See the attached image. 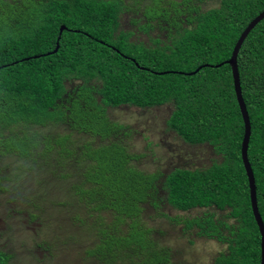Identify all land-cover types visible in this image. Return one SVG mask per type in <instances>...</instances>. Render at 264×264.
I'll return each mask as SVG.
<instances>
[{
	"label": "trees",
	"instance_id": "16d2710c",
	"mask_svg": "<svg viewBox=\"0 0 264 264\" xmlns=\"http://www.w3.org/2000/svg\"><path fill=\"white\" fill-rule=\"evenodd\" d=\"M140 2L0 0V156L23 158L11 169L13 181L34 180L31 167L40 166L34 186L52 203L63 190L67 224H77L80 208L101 219L110 216L84 226L85 236L95 237L89 253L108 264L125 256L126 264H170L169 247L156 246L144 219L150 206L160 207L161 191L181 211L213 208L177 221L226 245L214 264H260L261 233L242 159L245 124L227 60L264 11V0ZM128 11L141 15L144 32L161 33L150 44L133 39L134 31L121 29ZM238 66L252 125L248 157L264 222V19L245 38ZM167 103L173 106L169 128L188 143L211 145L221 161L175 167L165 175L136 165L142 155L123 142L124 126L109 109ZM58 126L63 130L54 131ZM76 133L88 140L77 143ZM61 155L74 163L68 166L69 183L58 179L67 176L57 168ZM2 169L0 193L6 189L1 179L8 177ZM217 210L225 214L219 217ZM13 263L0 248V264Z\"/></svg>",
	"mask_w": 264,
	"mask_h": 264
},
{
	"label": "rangeland",
	"instance_id": "374dc122",
	"mask_svg": "<svg viewBox=\"0 0 264 264\" xmlns=\"http://www.w3.org/2000/svg\"><path fill=\"white\" fill-rule=\"evenodd\" d=\"M141 1L143 6L146 2ZM143 22L140 14L128 11L121 16V29L134 31L133 39L150 44L151 38L161 32H144L140 27ZM172 110L170 103L153 108L121 105L109 109L110 117L124 126L120 135L123 142L133 153L142 155L136 160V165L143 170L157 171L165 175L175 167L206 168L215 160L221 161V156L211 145L188 143L175 130L169 128L167 120ZM62 130L59 126L54 129L56 132ZM75 138L79 144L88 140L87 135L82 133H76ZM22 159L10 154L0 156V167H3L4 175L8 176L7 179H1V185L7 190L0 193V248L12 255L13 264H108L96 253H89L95 237L93 234L86 237L88 233L84 231V226L96 225V222L99 224L103 219L101 214L88 208H80L77 213L81 218L76 220L77 224L70 225V219L67 224L63 215L69 206L60 200L68 196L64 195L63 190L61 189L59 194H53L56 202L52 203L49 198L51 196L44 197L41 194V186H34L39 165L31 167L30 173L34 180L24 177L14 178L13 181L14 171L11 169L16 164L23 163ZM71 160L64 155L59 157L57 168L60 174H68V166L73 163ZM43 163L47 166L46 161ZM164 175L159 182L163 180ZM71 177L67 175L58 179L60 182L69 183ZM25 178L29 180L26 181ZM16 184L19 185V190L11 195ZM26 193L28 198L25 197ZM159 197L160 207L150 206L144 219L146 227L151 229L152 240L156 246L169 247L170 264H214L215 258L226 251V245L216 239L198 235L197 228L185 230V224L177 221L202 215L207 210L213 211V208L181 211L166 201L164 191L160 192ZM224 214V211L217 210L219 217ZM104 219L110 221L111 217L105 216ZM126 258L128 257L109 264H126Z\"/></svg>",
	"mask_w": 264,
	"mask_h": 264
},
{
	"label": "water",
	"instance_id": "95a60500",
	"mask_svg": "<svg viewBox=\"0 0 264 264\" xmlns=\"http://www.w3.org/2000/svg\"><path fill=\"white\" fill-rule=\"evenodd\" d=\"M262 19H264V11H262L257 17H255L249 23L247 28L243 31L242 35L240 36L238 42L236 43L231 58L227 60V63L230 64L232 67V73H233L234 84H235V91H236L237 99L239 102V106H240V109H241V112L243 115V119H244V124H245V133H244V137H243V141H242V159H243L244 166L246 169V173H247V176L249 179L250 196H251L253 213H254L255 219L257 221V224L259 226L260 233H261V263L260 264H264V222L262 220V216L260 214L259 207H258L255 176H254V172H253V169H252V166L250 164L249 157H248V148H249V142H250V137H251V133H252V125H251V120H250L249 113L247 110V106H246V103H245V100L243 97V93H242L239 66H238V55H239L241 46H242L245 38L248 36L249 32ZM64 29H65V26H62L60 29V35L62 34ZM57 50H58V45L54 51L56 52Z\"/></svg>",
	"mask_w": 264,
	"mask_h": 264
}]
</instances>
